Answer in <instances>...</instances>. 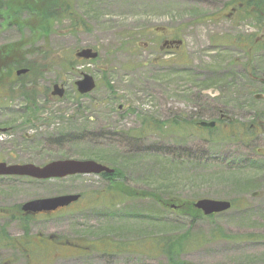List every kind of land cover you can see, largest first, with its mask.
Masks as SVG:
<instances>
[{
	"label": "rangeland",
	"instance_id": "obj_1",
	"mask_svg": "<svg viewBox=\"0 0 264 264\" xmlns=\"http://www.w3.org/2000/svg\"><path fill=\"white\" fill-rule=\"evenodd\" d=\"M67 1L77 23L64 12L48 34L25 21H5L0 12V46L18 42L25 53L31 50L21 64L47 67L43 75L19 79L18 66L7 68L0 84V127L6 128L0 160L38 166L95 160L117 170L120 184L157 200L116 193L103 175L7 178L0 181V208L67 194L83 198L61 214L29 220L27 229L9 226V236L44 240V253L37 255L32 243L31 257L1 247L0 264H264V129L254 128L264 116V104L255 100L264 95V17H243L238 10L245 0ZM156 28L183 41L174 55L160 51ZM87 47L97 60L63 67ZM84 73L97 86L79 97L75 82ZM24 82H32L24 88L32 104L17 85ZM54 82L66 85V97L46 95ZM181 116L188 122L182 129H144L150 120ZM189 119L217 127L197 128ZM239 121L242 134L232 136ZM204 198L233 206L214 218L183 214L186 203ZM219 229L235 238H214ZM186 233L190 240L173 263L161 250L162 238ZM50 236L85 238V249L58 248L59 239Z\"/></svg>",
	"mask_w": 264,
	"mask_h": 264
},
{
	"label": "trees",
	"instance_id": "obj_2",
	"mask_svg": "<svg viewBox=\"0 0 264 264\" xmlns=\"http://www.w3.org/2000/svg\"><path fill=\"white\" fill-rule=\"evenodd\" d=\"M4 5H0V12L2 11L5 15L8 16V18L5 21L9 22H24L26 23V27H30V29H33L34 31H38L40 33H46L50 31L52 28V23L55 21V19L59 18L62 13L69 14L68 16L70 18H73L75 22L77 23L78 17L74 13V9L71 7V2L67 0H7L3 2ZM61 3V4H60ZM67 4V7L65 8V5ZM243 7H241L238 12L243 15V17H264V0H245V2L242 3ZM63 7H62V6ZM15 22V23H16ZM75 23V24H76ZM24 24V23H23ZM80 24V23H79ZM23 45H20V43L15 42L13 44L0 46V63L3 65L5 63L11 62H21L22 58H25V52L22 49ZM46 48V47H45ZM45 50H50L49 47H47ZM44 51V50H43ZM49 53V52H46ZM59 54H56L54 59H59ZM73 57V56H72ZM99 58V56H98ZM97 58V59H98ZM96 59V60H97ZM84 60L79 59L74 54L72 63L69 62V65L63 66L64 68L67 67L68 69L73 68L76 66V63L82 62ZM0 64V84L5 78L4 65L2 66ZM3 68V69H2ZM209 85V83H207ZM178 121H172L170 123L174 129H182L185 127V125L188 123L185 120H182L180 118L177 119ZM165 123H162L161 127H165ZM233 130H230V134L232 136H238L237 133L242 134L240 131V128H237L235 125V122L233 123ZM242 138L244 136H241ZM240 137V138H241ZM246 139V136L244 137ZM104 177H109V175H103ZM121 177V176H120ZM121 179V178H120ZM122 184H120L117 180L111 181V188L116 192L120 193L121 195H126L129 197H153L155 200H157V196L155 194H152L147 191H141L139 193L138 191H134L130 189V186L124 184V181L121 179ZM109 194V191H107ZM146 195V196H145ZM174 201L173 199L167 200L166 204L171 203ZM185 204V203H184ZM187 206V209L184 210L183 214L190 215L192 218H196L197 215H202L201 210L197 209L193 203L188 202L185 204ZM180 209V208H179ZM183 212V211H181ZM217 214L206 216L208 218H214ZM204 217V216H203ZM214 238L223 237L226 239H234L235 236H232L230 234H226L221 229L217 232H213ZM109 235H105V238H108ZM244 238V237H242ZM163 243L161 245V250L164 251V253L169 255V259L171 262L175 263L173 256L174 253H177V249H179L181 252L183 249H185V246L187 245V242L190 240V234H181V235H166L163 238ZM100 241H102V238H99ZM158 243V242H157Z\"/></svg>",
	"mask_w": 264,
	"mask_h": 264
},
{
	"label": "flooded vegetation",
	"instance_id": "obj_3",
	"mask_svg": "<svg viewBox=\"0 0 264 264\" xmlns=\"http://www.w3.org/2000/svg\"><path fill=\"white\" fill-rule=\"evenodd\" d=\"M239 5L243 6L242 3H240ZM156 30L158 31L157 36L158 35L160 36V40L158 42L159 45L156 42V45L159 46L160 51H163V52H165V54H167V55L169 54L170 56L174 55L176 53L177 49H179L181 47V45L183 44V41L181 39L179 40L177 38H173L172 36H170L167 33L168 30L166 28H161V32H159L160 28L159 29L156 28ZM260 41L264 42V37L261 38ZM260 41H259V39H256V43H260ZM179 42H181V43H179ZM152 43L155 44L154 42H152ZM143 45L147 46V47L149 46L148 43L143 44ZM252 45H254V44L252 43ZM29 52L25 53V57H26V54L29 53ZM157 61H159L158 58H157L156 62ZM21 63H22V61L21 62H19V61L18 62H16V61L13 62V60H11V62L3 64L4 65L3 72L5 73L8 69L13 72V68H15V67H12L11 65H16V66H18V68H16V70L14 71V75L19 79V77L21 75H25V74L29 75L31 72L32 73L37 72L38 73L37 77H38L41 74L43 75L45 73V71L43 70L42 67L47 68L46 65H41V66L37 65V66L31 67V65L26 64V61L23 64H21ZM35 68H38L39 71H34ZM24 69L26 70L25 73L18 74L19 70H24ZM85 74L86 73H84L83 76ZM83 76L81 78H83ZM253 78H254L255 81H257V76H254ZM76 82H75V86H76V90H77L78 96L80 97V95H86V94L79 93V90H78V87L76 85ZM29 83H32V82H29ZM29 83H26V82H24L22 84L21 83H17V85H18V87H20L22 89L21 90V94L23 93L22 95L25 96L24 99L26 101H30L31 104H32L33 100L30 99V97H31L30 94L29 93L27 94V92L24 91V88H26V89L28 87L32 88ZM55 85H59L60 87L65 89V93H64L63 96H60L58 94H54ZM111 88H112V86H111ZM67 93L68 92H67V89H66V85L63 82H54V84L52 85V90L49 93H47L46 95L50 99H54L55 97L61 99V98L66 97ZM87 94H89V93H87ZM220 95H221V93H219L218 96L215 95L214 98H216V97L218 98ZM255 100H256V102L264 104V97L255 98ZM36 106H38V104ZM124 107H126V106H124V104H120L119 105V109L120 110H122ZM37 110L38 109H36V110L34 109V110H32V112L33 111L35 112ZM254 111H258V110L254 109ZM262 113H264V112H262ZM262 113H260V114H262ZM178 118H182V116L181 117H175L174 119L167 120V121H159V120L151 121L150 120L149 122L145 123L144 129L150 131L152 129V127L153 128L161 127L162 123L166 124L165 127H167V128L170 127L172 129H174L170 123H172V121H174V122L178 121L177 120ZM189 121H190V124H192L194 127H197V128H205V129L206 128H211V127H208V126H202L201 125V121H199L197 123L194 122L193 120H190V119H189ZM214 122H216V121H214ZM240 124H241L240 121L239 122H235V125H236L237 128H239ZM214 127H217V122H216ZM254 128L258 132L262 131L264 129V116H263V119L257 121V124H255ZM5 131H6L5 127H0V133L1 132H5ZM59 160H61V159H59ZM52 161H56V160L53 159ZM1 162H5V161L4 160H0V163ZM5 163H7V164H27L29 162H16V161L8 162V161H6ZM44 165H46V162L44 164H42V166H44ZM7 178H13V179H24V178H27V179L36 180V181L50 180V179H38V178H33V177H30V176H23V175H0V181H5ZM109 178L111 180H113V181L119 179V173L117 172V170L114 169L113 173H109ZM52 179H61V178H52ZM82 198H83V195L81 194V198H80L79 201H81ZM24 204L25 203L20 204L19 206L15 207L13 209L0 208V225L3 228L0 231V248L1 247H7L11 251H14L15 249L19 248L20 250H25L26 251L25 255L27 257H31L33 255V253H34L32 244H35L39 248V249L37 248V250L35 251L36 254L37 255H39V254L42 255L44 253V251H43V248H45L44 245L46 244L44 240H40L39 242L35 243V241H33L31 238H25V237L16 238V237H12V236H9L7 234V232H6L7 230L6 229L9 226H13L15 224L21 225L23 229H27L28 228L27 227V223L29 222V220H38L40 218L49 217V216L55 215L57 213L61 214L62 212L66 211L68 208H70L72 205L69 206V207H60V208H58L56 210H53V211L33 212V211H25L23 209V205ZM42 239H44V238L42 237ZM50 239L52 241H55L54 239H59V240H56V242H55V244L58 246V248H61V247L63 248V247H65V245H71V246L74 245V247H78L79 251H82V250L85 249V246H84L86 244L85 238H82L81 240H75V242L65 241V240H64L65 242H62V241H60V239H62V238H55L54 236H50ZM93 240L96 241V239H93ZM21 247H22V249H21Z\"/></svg>",
	"mask_w": 264,
	"mask_h": 264
},
{
	"label": "water",
	"instance_id": "obj_4",
	"mask_svg": "<svg viewBox=\"0 0 264 264\" xmlns=\"http://www.w3.org/2000/svg\"><path fill=\"white\" fill-rule=\"evenodd\" d=\"M181 43V42H179ZM98 52L91 47L82 48L76 52V57L79 59L92 60L98 57ZM26 70H19L18 74L25 73ZM78 90L82 94L93 91L96 87L95 78L90 74H85L83 78L76 82ZM65 89L59 85H55L54 94L63 96ZM257 98H262L264 95L259 94ZM215 122L201 123L203 126L214 127ZM113 173L114 169L109 166L99 163L95 160H75L64 159L52 161L44 166H38L33 163L27 164H7L0 163V175H23L38 179L62 178L77 174H100ZM80 198L79 194H67L62 196H54L48 198H39L26 202L23 205L25 211H53L60 207H66L76 202ZM195 207L202 210L205 215H212L229 210L232 207V202L228 200H215L204 198L195 202Z\"/></svg>",
	"mask_w": 264,
	"mask_h": 264
}]
</instances>
